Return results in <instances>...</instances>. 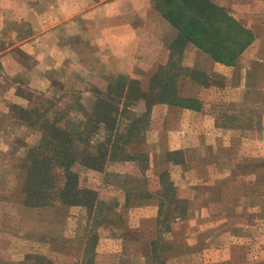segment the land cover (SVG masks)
<instances>
[{
    "label": "rangeland",
    "instance_id": "374dc122",
    "mask_svg": "<svg viewBox=\"0 0 264 264\" xmlns=\"http://www.w3.org/2000/svg\"><path fill=\"white\" fill-rule=\"evenodd\" d=\"M37 1L0 0V50L16 43L15 62L0 61V264H264V151L260 131L245 129L256 111L246 102L262 94L236 89L239 80L261 77L264 0H211L247 32L232 61L192 42L175 51L178 29L166 16L177 12L168 0L98 6L107 40L84 23L77 39L48 34L24 49L38 28L31 25L38 10L29 9ZM164 85L174 94L160 99ZM32 94L61 97L63 106L77 101L69 116L81 120L86 112L98 119L107 105L111 117L88 139L93 152L136 119L144 123L124 134L116 158L107 148L105 172L73 165L78 183L104 199L101 214L94 200L92 207L21 202L26 156L40 138L23 120ZM168 196L183 200V215Z\"/></svg>",
    "mask_w": 264,
    "mask_h": 264
},
{
    "label": "trees",
    "instance_id": "16d2710c",
    "mask_svg": "<svg viewBox=\"0 0 264 264\" xmlns=\"http://www.w3.org/2000/svg\"><path fill=\"white\" fill-rule=\"evenodd\" d=\"M168 6L177 12L176 16H166L178 29V36L172 43L175 51L182 52L186 43L192 42L203 50H211L217 54L216 59L223 60L222 57L227 56L232 61L233 57L238 55L239 47L247 40V32L237 24L233 17H228L226 13L221 14L224 11L211 0H168ZM195 11H197L196 15L194 14ZM175 17L178 19L175 20ZM213 18L218 20L220 29L215 28L216 23ZM212 19L213 22L210 23ZM187 25H194L199 30L187 31ZM234 32L235 34H232ZM178 72L180 71L178 70ZM169 80H173V78L169 77ZM154 87L155 83L154 85L152 83L150 88L156 89ZM171 94L172 96L174 94L173 88L164 85L160 91V99L163 95L171 96ZM167 98L171 102L169 97ZM29 100L28 107L24 108L26 114L23 120H26L29 125L39 131L40 138L26 156V173L21 188L23 192L21 202L41 205L61 201L71 205H89L92 207L94 200L100 209L96 215L101 214L100 205L104 204V199L96 200L93 190L78 183L79 174L73 169V165L80 163L84 166L89 165L99 172H105L103 168L106 162L107 148L110 157L116 158L121 154L123 145L127 146V142L123 144L128 138H125L124 134L127 135L129 132L133 134L136 130L140 132L145 127L144 123L140 127V120L136 119L137 123L133 121L134 123L132 122L126 128V133L118 132L110 144H99L97 151L93 152L87 149L88 139L92 130L98 127L100 122H105L106 118L111 117V111H108L107 105L101 103L100 110L102 111L99 112L100 117L97 119L94 118L95 112L87 113L83 106L78 103L86 112L84 119L81 120L75 119L72 115L69 116L71 108L77 101H75L76 103H66L63 106L61 97L47 98L41 95L34 97L33 94ZM185 100H187L185 106L196 107L189 103L197 102L194 98ZM65 115L69 118H65ZM129 138L131 140L132 137ZM175 152L179 153L178 151ZM59 169L64 173L61 184L57 183ZM115 175L118 176V173ZM168 199L172 203V208L180 212L178 215H183L185 211L183 200L169 196ZM164 205V202L160 201L159 208L164 207Z\"/></svg>",
    "mask_w": 264,
    "mask_h": 264
},
{
    "label": "crops",
    "instance_id": "0c3cea01",
    "mask_svg": "<svg viewBox=\"0 0 264 264\" xmlns=\"http://www.w3.org/2000/svg\"><path fill=\"white\" fill-rule=\"evenodd\" d=\"M127 1L128 0H98L96 1V3L92 4V2L89 0H38L37 3L35 2V4L29 7V9L31 10H38V12H32V19L38 16V23H33L31 21L32 27L36 26L37 24L38 28L30 30L28 36L23 39L24 44L19 47L27 49L26 46H28L29 43H32L34 41L38 42L39 45L42 42L46 43V41H48L46 39V36L48 34H56V42L64 41L68 35L71 36L70 39L73 37H76L77 39L79 38L78 34L80 31L78 30L76 25H81L84 23H87L85 25H88L90 33H97L99 36L104 37V39L107 40L108 29L106 27V24L108 23H105V21L97 20V7L102 4L106 6L108 3L116 2H118L119 5L123 3H125L126 5ZM122 9H126V6H122ZM102 12L105 14V19L108 20L111 17L107 9H102ZM123 25H125L124 29H130L129 22H125ZM66 27H69L71 30L68 32ZM64 29H66L65 32ZM92 29L93 31H91ZM9 40L10 42L14 43L9 37H7V41ZM13 46H16V43L12 44V46L7 45L6 48L0 50V61L2 64H8L9 61L15 62L13 56L15 55V49ZM54 47L58 48V45L55 44ZM43 48H46V44ZM259 68L261 72V77L259 76L257 81L254 80L252 83H250V79L252 78V76L249 80L246 81V83H243L242 80H239L238 84L236 83L238 85L236 89H240V91L243 93L247 90L250 93H254L255 96H257L261 91V100L257 97H253L250 98L248 102H246V107H250L253 109V111H256L254 114L253 124L245 129L247 131H260L259 135L262 142H259V144L262 145V149L264 151V65L256 67V73H258ZM241 100L242 99H240L238 102L241 103ZM250 142H254V140H251Z\"/></svg>",
    "mask_w": 264,
    "mask_h": 264
}]
</instances>
